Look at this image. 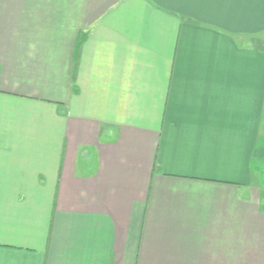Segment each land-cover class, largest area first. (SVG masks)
<instances>
[{
	"label": "crops",
	"instance_id": "crops-1",
	"mask_svg": "<svg viewBox=\"0 0 264 264\" xmlns=\"http://www.w3.org/2000/svg\"><path fill=\"white\" fill-rule=\"evenodd\" d=\"M0 264H264V0H0Z\"/></svg>",
	"mask_w": 264,
	"mask_h": 264
}]
</instances>
